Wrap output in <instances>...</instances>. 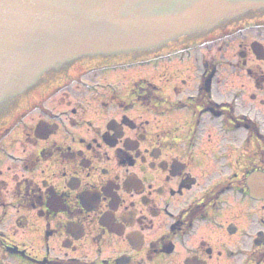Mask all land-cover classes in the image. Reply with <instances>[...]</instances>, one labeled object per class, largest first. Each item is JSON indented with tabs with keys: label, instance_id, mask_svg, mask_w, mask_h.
<instances>
[{
	"label": "flooded vegetation",
	"instance_id": "obj_1",
	"mask_svg": "<svg viewBox=\"0 0 264 264\" xmlns=\"http://www.w3.org/2000/svg\"><path fill=\"white\" fill-rule=\"evenodd\" d=\"M253 9L129 52V66L90 56L12 91L0 106V264H264Z\"/></svg>",
	"mask_w": 264,
	"mask_h": 264
},
{
	"label": "water",
	"instance_id": "obj_2",
	"mask_svg": "<svg viewBox=\"0 0 264 264\" xmlns=\"http://www.w3.org/2000/svg\"><path fill=\"white\" fill-rule=\"evenodd\" d=\"M212 1L220 2L216 16L238 6L264 3V0H237L229 4H224V0H0V92L7 74L19 62L33 57V49L44 41L58 45L56 38H47L51 30L69 32L75 27L85 28L81 29L85 33L82 38L90 39L79 43L82 52L95 51L101 43H111L117 49L150 46L204 23L210 13L207 3ZM60 39L69 44L66 38ZM44 50L39 48L37 52ZM22 87L18 80L13 89Z\"/></svg>",
	"mask_w": 264,
	"mask_h": 264
},
{
	"label": "rangeland",
	"instance_id": "obj_3",
	"mask_svg": "<svg viewBox=\"0 0 264 264\" xmlns=\"http://www.w3.org/2000/svg\"><path fill=\"white\" fill-rule=\"evenodd\" d=\"M260 10H263V9H260V8H254L252 11H250L249 12V14H253V15H255V16H260L261 15V17H264V16H262V15H264V12H262V11H260ZM259 12H261V13H259ZM248 34H251L252 35V39H254V38H256L257 37V35L255 34V33H252V32H250V31H246ZM215 45V44H214ZM213 45V46H214ZM215 48H217V45H215L214 46ZM208 50H209V48H208ZM210 52V51H209ZM212 52H214V48H212ZM228 53H229V57L231 58V59H233L234 58V52L232 51L231 52V50L229 49V51H228ZM54 69V68H53ZM54 70H58V69H54ZM113 70V69H112ZM235 71L236 72H238V73H240L241 71L239 70V68H237V69H235ZM52 72H55V71H52ZM113 76V77H112ZM115 74H110V81H112L113 79H115ZM147 76L150 78V80L152 81V82H154V83H156V84H158V85H162V83L164 82V84H165V82H166V84L168 83V81L166 80L165 81V77H164V81L162 82V80H160V77H158V76H156V75H152V73H151V71H150V73H147ZM184 78H187L186 79V82L188 83V81H189V83H188V86H192L193 84H194V81L196 80V78L194 77V75L191 73L190 74V76L189 77H184ZM189 79V80H188ZM129 80V79H128ZM161 81V84H160V81ZM36 81V80H35ZM113 82H115V81H113ZM165 84V85H166ZM179 85H183V83L182 82H180L179 83ZM27 86L28 85H26L25 87L27 88ZM20 89H24V87H22V88H20ZM61 100H62V98H60ZM61 100H59V99H56V100H54V103H59ZM63 101V100H62ZM16 216V212L15 211H12V217L14 218ZM25 240H27V242L31 245V246H33L35 249H39L41 246H44V244L41 242V240L39 239V237H38V233L33 229V228H29L28 230H27V232H26V239Z\"/></svg>",
	"mask_w": 264,
	"mask_h": 264
}]
</instances>
